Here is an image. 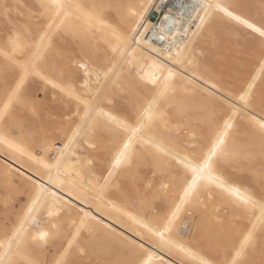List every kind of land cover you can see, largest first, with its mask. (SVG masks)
<instances>
[{
    "label": "snow or ice",
    "instance_id": "6c2138e0",
    "mask_svg": "<svg viewBox=\"0 0 264 264\" xmlns=\"http://www.w3.org/2000/svg\"><path fill=\"white\" fill-rule=\"evenodd\" d=\"M165 3L0 0V264H264V0Z\"/></svg>",
    "mask_w": 264,
    "mask_h": 264
},
{
    "label": "built area",
    "instance_id": "2783aa9c",
    "mask_svg": "<svg viewBox=\"0 0 264 264\" xmlns=\"http://www.w3.org/2000/svg\"><path fill=\"white\" fill-rule=\"evenodd\" d=\"M174 3H175V0H166V3L161 5V8L163 10L152 11V13L150 15V18L152 19V24L159 25L163 19L164 9H168V7H171ZM173 11H175V9H173Z\"/></svg>",
    "mask_w": 264,
    "mask_h": 264
},
{
    "label": "bare ground",
    "instance_id": "6f19581e",
    "mask_svg": "<svg viewBox=\"0 0 264 264\" xmlns=\"http://www.w3.org/2000/svg\"><path fill=\"white\" fill-rule=\"evenodd\" d=\"M160 11V10H163L161 7H160V9L159 10H157V9H153V10H151L150 11V13H149V17H148V21H149V23H151L152 24V19L150 18V15H151V13H152V11ZM167 10L168 9H164V11H163V13L165 14L166 12H167ZM161 23V22H160ZM149 35H150V33H149Z\"/></svg>",
    "mask_w": 264,
    "mask_h": 264
},
{
    "label": "rangeland",
    "instance_id": "374dc122",
    "mask_svg": "<svg viewBox=\"0 0 264 264\" xmlns=\"http://www.w3.org/2000/svg\"><path fill=\"white\" fill-rule=\"evenodd\" d=\"M249 71H252V69L250 68Z\"/></svg>",
    "mask_w": 264,
    "mask_h": 264
}]
</instances>
